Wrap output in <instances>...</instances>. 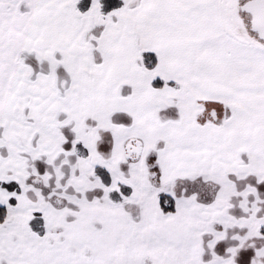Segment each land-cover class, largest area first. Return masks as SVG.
<instances>
[{
  "label": "snow or ice",
  "instance_id": "1",
  "mask_svg": "<svg viewBox=\"0 0 264 264\" xmlns=\"http://www.w3.org/2000/svg\"><path fill=\"white\" fill-rule=\"evenodd\" d=\"M0 264H264V0H0Z\"/></svg>",
  "mask_w": 264,
  "mask_h": 264
}]
</instances>
